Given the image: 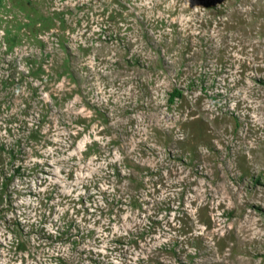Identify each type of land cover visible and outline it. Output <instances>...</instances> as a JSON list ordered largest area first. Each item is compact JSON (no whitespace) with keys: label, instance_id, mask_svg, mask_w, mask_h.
<instances>
[{"label":"rangeland","instance_id":"obj_1","mask_svg":"<svg viewBox=\"0 0 264 264\" xmlns=\"http://www.w3.org/2000/svg\"><path fill=\"white\" fill-rule=\"evenodd\" d=\"M0 264H264V0H0Z\"/></svg>","mask_w":264,"mask_h":264}]
</instances>
